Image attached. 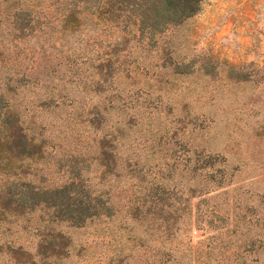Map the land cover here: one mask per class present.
<instances>
[{
    "label": "trees",
    "instance_id": "trees-1",
    "mask_svg": "<svg viewBox=\"0 0 264 264\" xmlns=\"http://www.w3.org/2000/svg\"><path fill=\"white\" fill-rule=\"evenodd\" d=\"M200 2L0 0V264H63L79 257L71 253V233L112 216L114 202L104 185L116 182L121 173L131 181L114 197L125 220L141 227L139 264H264V194L257 196L262 206L256 210L250 203L230 212L222 202L191 217L195 227L218 224L216 243L193 244L190 220L182 216L190 218L189 210L184 212L190 198L220 187L226 177L228 185L231 172L225 173L222 161L209 155L163 162L154 173L143 171L134 152L139 150V86L130 94L112 88L123 48L130 43L155 48L166 30L199 10ZM162 60L163 68L171 63L169 57ZM76 61L89 62L93 71L79 80L74 96L65 82L58 84V77L61 71L70 78L80 76ZM228 77L234 83L248 79L234 68ZM26 105L46 116L34 125ZM111 111L121 120L107 124ZM178 162L181 173L189 174L186 195L166 182ZM147 173L156 178L153 183L145 181ZM213 173L220 175L215 179ZM153 243L167 244L169 250L155 251ZM106 257L96 263L114 264ZM80 261L91 264L88 258Z\"/></svg>",
    "mask_w": 264,
    "mask_h": 264
},
{
    "label": "rangeland",
    "instance_id": "rangeland-1",
    "mask_svg": "<svg viewBox=\"0 0 264 264\" xmlns=\"http://www.w3.org/2000/svg\"><path fill=\"white\" fill-rule=\"evenodd\" d=\"M158 39L155 48L150 50L134 47L132 43L123 48L117 56L120 71L112 75L117 76L112 88L122 90L121 94H130L139 86V150L134 152L139 153V167L142 164L143 171L154 173L163 162L172 164L173 160L209 155L219 163L222 161L225 173L231 172V183L225 185L226 177L220 187H211L208 193L190 198L184 210L185 213L189 210L190 218L182 214L185 221L190 220L191 242L202 240L211 245L217 242L214 229L217 222L195 227L191 217L206 214L213 204L222 202L230 212L232 207L250 203L255 210L262 206L257 205V196L264 194V80L258 78L264 76V0H201L194 15L169 28ZM163 57L170 58L168 67H161ZM113 61L110 62L114 69L117 64H112ZM74 64L80 76L70 78L62 73V67L63 76L58 77V84L65 82L67 90L77 96L76 84L80 85L79 80L93 70L89 62ZM174 67L180 71L174 72ZM232 68L247 73L248 79L239 83L228 80V71ZM131 76L139 78V83L136 79L130 80ZM26 108L29 117L35 116L29 119L34 125L37 118L46 116L43 111L39 114L38 110L31 111V105ZM119 120L120 116L113 111L106 116L107 124ZM54 128L55 124L51 130L55 133ZM134 130L135 126L127 131ZM150 132L156 135L150 136ZM124 147L127 144L121 149ZM179 163L182 162L173 167L166 182L173 190L186 195L189 174L181 173ZM89 170L92 176L94 169L89 167ZM219 175L213 173L215 179ZM151 176L147 173L145 181L153 183L156 178ZM130 181L121 173L116 182H106L104 187L114 202V213L106 221H96L73 231L71 253L80 256H71L63 264H80L84 258L89 259L88 263L97 264L100 257L102 262L103 254L106 258L111 256L114 264H139L137 238L141 227L125 220L121 202L114 197ZM95 187L101 190V186ZM220 232L223 234V229ZM207 236L212 237L203 240ZM152 247L163 253L169 250L167 244L153 243Z\"/></svg>",
    "mask_w": 264,
    "mask_h": 264
}]
</instances>
